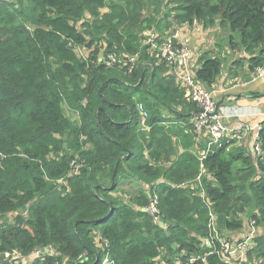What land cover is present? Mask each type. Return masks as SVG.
Wrapping results in <instances>:
<instances>
[{"label": "trees", "instance_id": "16d2710c", "mask_svg": "<svg viewBox=\"0 0 264 264\" xmlns=\"http://www.w3.org/2000/svg\"><path fill=\"white\" fill-rule=\"evenodd\" d=\"M197 22L248 55L232 79L264 65V0H0V264L48 247L56 255L33 264H232L208 243L207 204L192 188L202 171L220 234L243 230L248 213L260 229L237 264L264 263V156L227 154L226 141L200 152L199 108L153 55L152 41ZM102 52L137 55L139 68L105 67ZM224 64L203 52L197 80L214 90ZM73 161L80 174L60 184ZM127 180L142 187L129 201L117 195ZM153 192L164 228L147 211Z\"/></svg>", "mask_w": 264, "mask_h": 264}, {"label": "built area", "instance_id": "2783aa9c", "mask_svg": "<svg viewBox=\"0 0 264 264\" xmlns=\"http://www.w3.org/2000/svg\"><path fill=\"white\" fill-rule=\"evenodd\" d=\"M151 46L156 60H158V62L166 63L171 75L174 76L177 83L185 89L186 94L194 102H196L199 111H202L196 116L193 122V127L195 129L196 135L202 141H205V153L203 154L206 155L209 150L213 149L214 147L222 146V144L229 138H239L246 132L253 131V128L245 124L243 119L246 116L252 115L254 113H249L247 108L228 105L231 99L227 100L226 106L221 107L217 115H211L216 109L217 102L226 97L228 92L223 88H215L212 94H209L205 89V84L200 83L197 80L196 73L199 68L193 64L195 60V54L190 49L189 45L182 39L181 27H179L176 32L166 35L159 42L152 41ZM101 58L102 59L100 62L105 67L111 68L119 64L128 67L129 75L134 74L139 68V57L137 55L120 58L116 53L106 54L105 52H102ZM251 76L253 82H256L257 80H264V65L251 73ZM137 110L140 128L143 131H148V113L145 111L142 104L138 105ZM259 115H261V119L264 120V113H260ZM254 129L258 131V133L255 135V154L258 157L264 156V152L262 150L263 136L259 134L261 131H263L264 125H258ZM70 168V175L66 179H63L65 182H67L70 177L80 174L82 164H78V161H73ZM204 177H206V173L205 171H202V173L194 181L192 188L197 192L198 197L204 200L207 204L206 207L209 212L208 228L210 229V238L208 243H210V241L212 244L219 243L222 247L223 253L232 251L230 254H233L234 252L239 251L242 253V255H246L247 257V253L252 247L253 240L259 235L260 229L256 226L254 221L250 220L252 226L251 234L244 238L245 240L239 242L236 246L231 245L228 240H225L223 237H221L219 232V216L215 212L213 205L210 204L209 200L207 199V194L203 188ZM150 196L151 199L147 211L151 215L155 224H161L163 221L159 209V196L156 192H153L150 194ZM22 214H26V212H22ZM18 215L19 213H16V216ZM105 243H107V241H105ZM43 250L44 249L34 252L28 258H25L19 251L6 253L3 255V257L6 261H14L17 262V264H26L27 262H31L28 264H33L32 261L36 262L38 260H43L47 255H56V251L52 247L46 248L45 252H43ZM213 250H215V245H213ZM81 259L83 260L82 257ZM228 261L231 263L229 259ZM104 262L107 264L113 263L108 257L105 258Z\"/></svg>", "mask_w": 264, "mask_h": 264}, {"label": "crops", "instance_id": "0c3cea01", "mask_svg": "<svg viewBox=\"0 0 264 264\" xmlns=\"http://www.w3.org/2000/svg\"><path fill=\"white\" fill-rule=\"evenodd\" d=\"M201 25V26H200ZM217 30L221 31L222 33H226V30H223L220 28L219 25L215 26L214 28H208L205 29L204 26L200 23H196L193 26H187L183 25L181 26V37L182 39L189 45V47L192 49V51L195 54V60L197 58L198 64H199V57L203 53V44H207L208 47L215 46V41L208 39L209 33L217 32ZM230 32H227L226 42L229 46L228 53H231L230 51H236L233 50L231 47L230 41ZM218 46H221L218 44ZM244 50L237 51L238 56H235L231 59L229 63L224 64V71L222 72V75L219 77L217 81V88L219 89H225L227 90V96L231 101L228 105H235L240 106L242 108H247V111L249 113H254L252 115L246 116L243 121L245 124H247L249 127L253 128V131L246 132L239 138H229L226 142H230V146L228 148L231 149L232 147H238L239 144L242 142L244 145L241 147L242 152L241 154L244 156H251L253 157V160H255V135L258 133V131L254 128H256L258 125L261 124V115L260 113H264V80H257L256 82L252 81L251 73L248 71L246 67H244L240 71V77L236 80L232 79L230 77V71L234 67L233 64L236 60L240 58L247 57ZM223 58H226L225 54H222ZM194 60V61H195ZM197 64V67L200 68V65ZM261 136H263V132L261 131L259 133ZM235 141L236 143L232 144L231 142ZM200 139L197 141V147L198 150L202 152V147L205 146V141H202L203 144L200 143ZM229 154V152L227 153ZM242 163H237V168L241 167ZM235 234H239L238 232H235Z\"/></svg>", "mask_w": 264, "mask_h": 264}, {"label": "rangeland", "instance_id": "374dc122", "mask_svg": "<svg viewBox=\"0 0 264 264\" xmlns=\"http://www.w3.org/2000/svg\"><path fill=\"white\" fill-rule=\"evenodd\" d=\"M177 29H179V27ZM227 32H229V31H227ZM227 32L226 33H222L221 31L217 30V32L209 33L208 34V39L214 40L216 43H215L214 47H212V46L208 47L206 43L203 44V52L211 51V52H214V53L220 52L222 54H225L226 55V58H225L226 63H229L233 57L238 56L239 54H237V51H230L231 53H228V49L227 48H229V46L227 45V42H226ZM150 34L151 33H147L145 36L148 37V36H150ZM228 41H230V40H228ZM218 44H220L221 46H218ZM229 44H231V43H229ZM229 50H230V48H229ZM78 54H79V56L83 57L84 59H87L88 55H89V52L85 48H81V49H79ZM243 55H247V54H243ZM193 64L195 66H197V64H198L197 58L193 62ZM64 108H65L66 115L72 121L79 122V116L76 113H74L67 105H65ZM198 139H200V138L197 136V141H198ZM200 141H201L200 143L203 144L201 139H200ZM243 145H244V143L241 142L238 147H232L228 151L229 154L234 153V154L238 155L240 152H242L241 147ZM204 147H202V149H204ZM65 183H66L65 180L60 182V184H65ZM141 189H142V187L140 186V184L138 182H136L134 180H127L126 182H124V183H122L120 185V187L118 188V194L117 195L120 196L123 200L129 201L130 198L132 196H135L136 193L138 191H140ZM15 216H16V213L7 215L5 217V219H4V223L6 225L12 224L14 222V220H15ZM249 217H250L249 213L242 215V219H243V221L245 223V227H244L243 230L238 232L239 234L236 235L234 232H230L228 230L222 229L221 237H223L225 240H228L231 245H235V246L239 242L244 241L245 240L244 238H246L252 232V226H251V223H250L251 219ZM99 240H100V237L98 236L96 238V241H97L96 243L97 244L99 243ZM43 252H45V249L43 250ZM231 252L232 251L224 252V255L234 264L241 263V262H244V261L248 260L246 255L245 256L242 255V253H240L239 251H236L233 254H230ZM162 257L163 258L167 257V254L163 253V256L161 255V259L163 260ZM32 262H34V261H32ZM28 263H31V262H27L26 264H28ZM172 263L173 264H179L176 261H173ZM162 264H166V263L163 262Z\"/></svg>", "mask_w": 264, "mask_h": 264}, {"label": "water", "instance_id": "95a60500", "mask_svg": "<svg viewBox=\"0 0 264 264\" xmlns=\"http://www.w3.org/2000/svg\"><path fill=\"white\" fill-rule=\"evenodd\" d=\"M205 89H206V91H207L209 94H212L213 89H211L208 85H205ZM228 99H229V97L226 96V97H224L223 99H221L220 101H218L217 104H216V109H215L214 113H212L211 115H212V116L217 115V114L219 113L220 108L223 107V106H226V104H227V100H228ZM201 112H202V111H198V112L196 113V115L200 114ZM261 124L264 125V120H261ZM263 132H264V129H263ZM160 226L164 228V227H165V224H164V223H161ZM174 248H175V247H174Z\"/></svg>", "mask_w": 264, "mask_h": 264}, {"label": "bare ground", "instance_id": "6f19581e", "mask_svg": "<svg viewBox=\"0 0 264 264\" xmlns=\"http://www.w3.org/2000/svg\"><path fill=\"white\" fill-rule=\"evenodd\" d=\"M79 51V50H78ZM144 106V105H143ZM149 113V112H148ZM149 119V118H148Z\"/></svg>", "mask_w": 264, "mask_h": 264}, {"label": "clouds", "instance_id": "9594fccd", "mask_svg": "<svg viewBox=\"0 0 264 264\" xmlns=\"http://www.w3.org/2000/svg\"><path fill=\"white\" fill-rule=\"evenodd\" d=\"M263 132V131H262ZM263 134H264V132H263Z\"/></svg>", "mask_w": 264, "mask_h": 264}]
</instances>
